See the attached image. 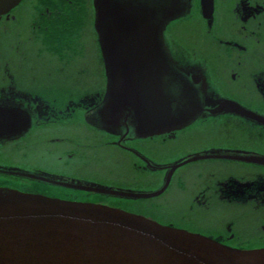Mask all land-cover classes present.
Here are the masks:
<instances>
[{
  "label": "flooded vegetation",
  "instance_id": "1",
  "mask_svg": "<svg viewBox=\"0 0 264 264\" xmlns=\"http://www.w3.org/2000/svg\"><path fill=\"white\" fill-rule=\"evenodd\" d=\"M107 1L159 25L168 15L158 32L165 62L149 42L139 49L117 38L114 47L147 51L142 61L154 77L163 64L172 116L192 118L138 134L124 111L119 126H103L107 67L118 60L114 48L104 59L96 0H20L0 14V188L104 204L235 249L264 248V0H212L211 11L201 0ZM180 21L190 44L173 40ZM123 29L134 30L128 23L115 34ZM205 127L216 135L197 133ZM149 142H179L169 151L178 155L160 161ZM98 189L163 190L135 198Z\"/></svg>",
  "mask_w": 264,
  "mask_h": 264
},
{
  "label": "water",
  "instance_id": "2",
  "mask_svg": "<svg viewBox=\"0 0 264 264\" xmlns=\"http://www.w3.org/2000/svg\"><path fill=\"white\" fill-rule=\"evenodd\" d=\"M19 1L0 0V14ZM201 3L205 9L212 10V0ZM96 10V29L104 59L113 53L114 60H118L107 67L110 89L100 110L102 125L116 128L124 111L129 113L131 126L138 134L149 133L153 128L156 131L152 132H160L185 125L192 116L186 110L172 116L165 95L164 65L155 66L160 72L154 77L153 65L142 61V53L147 55V51L114 47L117 38L133 39L139 49L147 47L149 42L156 45L155 54L165 62L158 32L168 15L162 12L160 25L138 14L130 18L127 14L131 10L127 13L122 3L107 0H96ZM138 18L148 25H143L144 32L138 30ZM128 23L134 28L133 33L126 36L123 29L115 34ZM110 48L116 52L111 53ZM132 55H138L141 61ZM106 113H112L114 120L109 122ZM98 190L145 198L158 195L163 189L152 194L130 195ZM0 264H264V248L235 249L104 204L0 188Z\"/></svg>",
  "mask_w": 264,
  "mask_h": 264
},
{
  "label": "rangeland",
  "instance_id": "3",
  "mask_svg": "<svg viewBox=\"0 0 264 264\" xmlns=\"http://www.w3.org/2000/svg\"><path fill=\"white\" fill-rule=\"evenodd\" d=\"M184 21V20H183ZM183 21H180L183 22ZM178 23L176 24L172 29H171V35L173 37V40L178 44V43H186L187 44H190V40L187 38L188 35L186 33V25L185 23ZM193 38H198L197 35H194ZM86 81V80H85ZM197 133H199L200 135L204 136V137H208V136H211V135H216V133L214 131H212L210 128H202L200 129L199 131H197ZM212 140H217V138H214ZM149 145L150 147H155L156 149H159L158 151V154L157 156L160 157V161H164L165 159L168 160L169 158V155H167L169 153V151L173 148H177L179 146V142L178 143H175L173 145H166V146H159V142H149ZM164 155H161V151ZM169 154H174V156H177L178 155V152L177 150L176 151H173ZM153 158H155L154 156H152ZM170 160V159H169ZM180 175L181 176H184L186 177V173L181 171L180 172ZM178 196H181V200L182 202L185 203L184 201V196L183 195H178ZM166 211V212H164ZM159 210L158 212L160 213H168V214H171V211L170 210ZM230 214H233L232 212ZM192 219L194 218L195 220L197 221H202L203 218L205 217L204 215H200L199 217H193V215H191Z\"/></svg>",
  "mask_w": 264,
  "mask_h": 264
},
{
  "label": "snow or ice",
  "instance_id": "4",
  "mask_svg": "<svg viewBox=\"0 0 264 264\" xmlns=\"http://www.w3.org/2000/svg\"><path fill=\"white\" fill-rule=\"evenodd\" d=\"M22 115V114H21ZM0 116H2V114H0Z\"/></svg>",
  "mask_w": 264,
  "mask_h": 264
}]
</instances>
